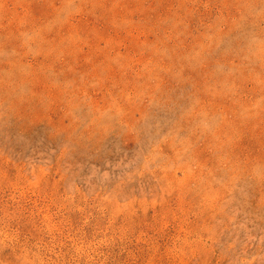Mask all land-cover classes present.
Wrapping results in <instances>:
<instances>
[{
  "label": "rangeland",
  "instance_id": "374dc122",
  "mask_svg": "<svg viewBox=\"0 0 264 264\" xmlns=\"http://www.w3.org/2000/svg\"><path fill=\"white\" fill-rule=\"evenodd\" d=\"M0 264H264V0H0Z\"/></svg>",
  "mask_w": 264,
  "mask_h": 264
}]
</instances>
